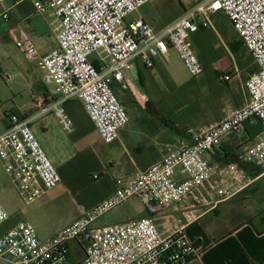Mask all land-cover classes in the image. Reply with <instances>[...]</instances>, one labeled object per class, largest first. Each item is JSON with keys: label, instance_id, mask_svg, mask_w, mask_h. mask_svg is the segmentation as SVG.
<instances>
[{"label": "built area", "instance_id": "built-area-1", "mask_svg": "<svg viewBox=\"0 0 264 264\" xmlns=\"http://www.w3.org/2000/svg\"><path fill=\"white\" fill-rule=\"evenodd\" d=\"M24 1V0H23ZM40 15L53 13L57 47L46 55L25 38L16 42L28 60H36L46 85H54L57 101L35 98L41 115L53 111L66 133L74 129L63 105L77 99L107 144L119 139V132L130 122L123 103L113 90L117 84L127 89L125 74L139 60L153 69L160 57L176 51L188 74L198 78L204 67L192 44V36L212 28V17L222 13L252 55L258 70L246 82L248 102L227 109L219 122L190 130L189 142L170 149L161 161L120 184L101 201L54 237L42 240L28 221H20L0 234V264H70L69 243L76 242L84 252L82 264H187L198 255L185 227L195 220L190 211L182 212L180 226L163 235L151 218L122 224L95 226L102 217L130 199L161 209L180 202L216 177L215 196L230 197L250 187L253 179L237 163L221 171L205 155L218 149L226 135L240 133L246 122H260L264 134V0H200L192 8L155 30L141 17L128 20L151 0H31ZM0 19L9 21L2 10ZM231 76H221L230 83ZM11 126L0 134V160L20 197L33 203L61 183V175L46 154L28 119L10 116ZM244 163L264 170V136L246 148ZM180 173L186 178L178 180ZM98 176L95 175L96 179ZM9 215L0 204V227Z\"/></svg>", "mask_w": 264, "mask_h": 264}, {"label": "crops", "instance_id": "crops-1", "mask_svg": "<svg viewBox=\"0 0 264 264\" xmlns=\"http://www.w3.org/2000/svg\"><path fill=\"white\" fill-rule=\"evenodd\" d=\"M199 1L190 0V7L192 8ZM1 9L9 11L10 19L7 22L0 19V75L3 78L8 74L18 77L21 74L20 69H22L27 74V77L30 74L28 71H33L32 67H34L39 71V77L41 78V80L39 78V80L32 82L28 79V85L32 88L34 99L38 96H45V93L38 91L46 89L52 96L50 102L57 101L59 97L54 94V89L53 93H51L46 88V84L43 82V74L38 68L37 61L27 60L29 65H23L19 57L14 55L9 44L10 42L16 44L23 37L37 48L40 55H46L57 47L54 14H38L31 0H3ZM186 10L188 9L184 6V11ZM218 14L214 16H218ZM138 15L153 27L146 20L143 13L140 12ZM139 17L128 18V20H134ZM168 24H165V26ZM163 27L153 28L160 30ZM201 30H204L210 38L209 29ZM198 32L192 36V42ZM142 68L151 71V73H143ZM158 70H160V74H158ZM162 74H167V81L172 86L171 91L167 92L163 85L156 87L157 84L161 83L159 78H161L160 75ZM202 77L203 75L198 78H191L199 81ZM39 82L40 85L37 91L35 86ZM125 82L127 84L125 91H122L121 87L116 85L122 91L121 96L127 95L131 99L129 101L130 110L129 112L127 111L130 122L119 132L117 141L107 144L100 139L98 132L88 117V122L85 123L82 130L79 145L81 152L90 149L98 157L103 168L102 174H95L98 175L96 179L94 178L97 189L92 193L83 195V199L78 204V216L70 223L62 226L56 233L109 197L120 184L127 182L138 173L161 161L170 149L180 146L183 142H189L188 132L190 130L215 124L222 120L227 109L238 108L248 102L247 91L240 97L241 87L236 84L231 85L215 97V102L222 106V109L218 110L217 114H213L211 108L208 118L203 119L187 131H179L177 126L172 127L174 125L167 122V115L159 105L162 99L171 94L176 87L185 83L181 85L175 84L169 72L165 68L161 69L158 67L157 62L153 69H147L138 59L134 61L133 70L125 74ZM14 85L12 87H15ZM163 91L165 95L159 97ZM135 104L140 106L131 107V105ZM14 105L17 108V105ZM17 112L7 111L4 113V118L1 119L0 117V134L11 126V115H17L21 118V116L28 114L25 119L30 121V127L37 139L39 138L35 132V126H41L45 131L49 125L53 127L54 132L52 136L48 133V136L54 137L53 139L57 142L59 141L57 128L55 129L59 123L53 111H51L53 115L44 126L39 121L47 114L41 115L36 107L24 114L19 110ZM6 116L8 118H5ZM257 122H246L240 133L226 135L218 149L205 155L206 160L218 172L230 163H237L252 177L254 182L250 187L230 197L215 196L213 191L217 184V173L216 177L207 182L201 189L166 209H161L157 206H146L137 198L130 199L123 204L124 207L119 211V215L115 220L101 226L126 223L133 221L134 217L137 220L151 218L157 224L159 232L167 235L180 226L182 212L190 211L195 216V220L186 225L185 233L187 238L196 244L199 253L187 264H264V171L262 168L244 163L241 160V155L246 148L253 145L260 138V135L252 136L250 131V127L256 125ZM72 132H74V129ZM91 133L95 134V138L99 143L108 148V154L105 158L95 152L92 144L85 141L87 135ZM55 140L53 142L57 144ZM41 145L47 154V150L42 143ZM71 158L62 160V164H65ZM184 178H186L184 173H180L177 176L178 180ZM17 223L16 221L13 222L11 227Z\"/></svg>", "mask_w": 264, "mask_h": 264}, {"label": "rangeland", "instance_id": "rangeland-1", "mask_svg": "<svg viewBox=\"0 0 264 264\" xmlns=\"http://www.w3.org/2000/svg\"><path fill=\"white\" fill-rule=\"evenodd\" d=\"M189 1L190 0H151L149 3L143 6L142 9L140 8L141 10L139 9L137 12L132 13L128 18L139 17L138 14L141 12L145 16L146 20H148L153 25V27L161 28L165 26V24H168L182 16L185 13L184 6L187 9L191 8L189 5L191 3ZM208 31L210 34L211 43L215 47L216 57L212 66H214V68L221 74H228L231 76L232 80L227 86L229 88L231 85L236 84L241 87V97L243 93L246 92V82L251 77V75H253L258 70V67L255 63L252 66H245L243 69H240L236 65L237 58L233 53H231V48L236 46V42L239 39L231 24L222 13H219L218 16L213 17L212 28H210ZM9 44L14 55L19 57L23 65L28 66V59L17 47V45L11 42ZM242 52H245L246 55H249V52L243 46ZM243 61L245 62L246 60ZM156 62L158 67L161 69L165 68L169 72L171 79L177 85H181L192 79L188 74L180 55L174 50H170L165 57H160ZM32 68L34 70L28 71L30 74L27 77V74L22 69H20L21 74L18 77H13L8 74L3 78L0 75L1 119L4 118V113L7 111L18 113L17 110H19L22 112V114H24L25 112L32 111L36 106L32 88L28 85V79L30 82L39 80L40 74L38 70H36L34 67ZM142 72L146 74L151 73V71H147L144 68H142ZM157 72L160 74V70ZM162 75H160L161 78H159L161 83L157 84L156 87H161L163 85L167 92L171 91L172 86L170 85V82L167 81V74ZM40 82L37 83V87L35 86L37 91ZM13 85L15 87H12ZM46 88L49 90V92L53 93V85H46ZM113 90L118 99L125 105L126 111L129 112V101L131 99L127 95L121 96L122 91L116 84L113 85ZM38 92L43 91L40 89ZM164 95L165 94L163 91L160 93L159 97ZM45 96L52 98L50 93H45ZM49 103L51 102L48 101L47 104ZM14 104L17 105L18 109ZM133 106L139 107L140 105H131V107ZM63 107L67 110V113L74 122V132L66 133L63 131L60 125H57V127H55V129L57 128V137L59 139L57 142L55 139H53L54 137L51 138L48 136V133L51 136L53 135L54 131L52 126L48 125L45 131L41 126H35V132L39 138L38 140L47 150L48 156L51 158V161L57 169H60V167L63 166L61 162L62 160H67L71 157V159H73L79 153H81L79 142L81 141L83 127L85 126V123L88 122V115H86L82 103L77 99L68 101V103L63 105ZM52 115L53 114L51 112L47 113V115L39 121L40 124H43L44 126V124L48 122ZM27 116L28 114L23 115L22 118ZM250 131L252 132V136H264L260 122H257L256 125L251 126ZM54 140L57 144L53 142ZM85 141L92 144L95 152L101 154L103 158H105V156L108 154V148L97 141L95 134L91 133L87 135ZM71 167L72 166L66 167V169ZM64 173L66 177H61V183L56 188L48 191L45 196L37 201L33 203H26L20 197L17 187L11 181L5 170L3 162L0 160V204L4 207L9 215V220L2 227H0V234L11 228V225L15 221H28L33 226L37 235L41 239H46L56 235V232L62 226H65L74 218H76L79 213L78 204L84 197L81 192L83 185H81V180H77L75 182L72 180V169H69L68 171L66 170ZM123 207L124 205H121L115 209L116 211H112L106 216L100 218L95 223V226H101L115 220L119 215V211H121ZM134 220H137V218L134 217ZM69 252L70 264H82V261L84 260V252L76 242L69 243Z\"/></svg>", "mask_w": 264, "mask_h": 264}, {"label": "trees", "instance_id": "trees-1", "mask_svg": "<svg viewBox=\"0 0 264 264\" xmlns=\"http://www.w3.org/2000/svg\"><path fill=\"white\" fill-rule=\"evenodd\" d=\"M236 43V46L231 48V53L237 58L236 65L240 69L245 66H252L254 64L252 55L250 53L246 55L245 52H242V46L244 47V45L240 39ZM192 44L204 67L202 79L199 81L191 79L185 84L176 87L171 94L162 99L159 105L167 115V122L172 123L174 125L172 127L177 126L179 131H187L203 119L208 118L211 108L213 114H217V111L222 109V106L215 102V97L218 93H222L228 88V84H224L221 81V73L212 66L216 57L215 49L207 33L204 30H200L197 36L194 37ZM243 60L246 61L244 62ZM43 92L48 93L46 89ZM5 118L8 117L6 116ZM69 166H72L69 168L72 169V180L74 182L81 180L82 182L81 192L83 195L92 193L97 189L94 175H101L103 168L92 150H84L75 158L63 164L58 169L61 177L65 176L64 172L69 170L66 169Z\"/></svg>", "mask_w": 264, "mask_h": 264}]
</instances>
